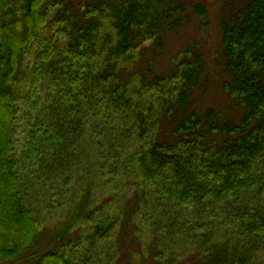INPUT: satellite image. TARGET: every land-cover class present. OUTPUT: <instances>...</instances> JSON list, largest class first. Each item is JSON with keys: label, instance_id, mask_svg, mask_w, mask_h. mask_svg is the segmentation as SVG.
Wrapping results in <instances>:
<instances>
[{"label": "trees", "instance_id": "16d2710c", "mask_svg": "<svg viewBox=\"0 0 264 264\" xmlns=\"http://www.w3.org/2000/svg\"><path fill=\"white\" fill-rule=\"evenodd\" d=\"M186 16L170 0H0V262L120 264L130 201L159 262L264 264V0L221 27L227 115L197 106L196 46L154 65Z\"/></svg>", "mask_w": 264, "mask_h": 264}, {"label": "rangeland", "instance_id": "374dc122", "mask_svg": "<svg viewBox=\"0 0 264 264\" xmlns=\"http://www.w3.org/2000/svg\"><path fill=\"white\" fill-rule=\"evenodd\" d=\"M71 1L73 6L77 7L81 3L99 0ZM170 2H173L177 6H183L187 16L177 30L167 33L164 53H161L163 56L156 57L157 60L154 62L155 67L160 71L163 69L166 70L171 66L172 56L187 46H196L207 58V73L209 75L208 78L206 77L205 79V85L202 90L196 92V95L201 96L200 100L197 102V106L201 110L213 107L227 115L229 112V102L227 101L221 85L225 79V74L223 73V59L221 58V27L224 21H228L229 17L236 9L241 8L246 3V0H170ZM196 6H201L205 9L203 15L202 13L195 12ZM128 203L129 209L127 217L120 227L118 235V239L122 245V254L119 257L120 264H195L196 256H194L195 254L193 252L175 258L171 263H162L155 260L152 256L153 251L143 245L144 242L137 234L136 226L132 221V202L129 201ZM63 224V220H52L45 236L41 237L37 242L38 249L44 248L46 246L44 243L48 240H52L53 232ZM76 234L78 235V233H67L64 238L70 239ZM61 240L60 238H55L58 244ZM58 244L56 246H58ZM32 252H35V250ZM28 262L29 261L24 257L23 260L21 258L16 263L10 262L8 264H26ZM0 264L5 263L0 262Z\"/></svg>", "mask_w": 264, "mask_h": 264}]
</instances>
